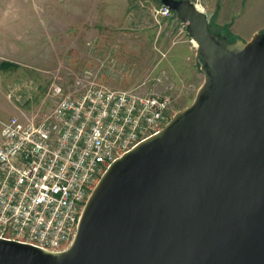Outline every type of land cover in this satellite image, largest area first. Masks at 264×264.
Returning a JSON list of instances; mask_svg holds the SVG:
<instances>
[{
    "label": "water",
    "instance_id": "obj_1",
    "mask_svg": "<svg viewBox=\"0 0 264 264\" xmlns=\"http://www.w3.org/2000/svg\"><path fill=\"white\" fill-rule=\"evenodd\" d=\"M158 1L196 42L193 103L109 166L68 250L0 239V264H264V32L230 41Z\"/></svg>",
    "mask_w": 264,
    "mask_h": 264
},
{
    "label": "rangeland",
    "instance_id": "obj_2",
    "mask_svg": "<svg viewBox=\"0 0 264 264\" xmlns=\"http://www.w3.org/2000/svg\"><path fill=\"white\" fill-rule=\"evenodd\" d=\"M161 6L158 0H0V137L2 122L13 116L49 115L57 104L52 87L73 91L83 76L110 89L167 95L174 114L191 105L205 79L196 45L175 13H157ZM237 20L214 19L213 32L250 40L252 34L236 32Z\"/></svg>",
    "mask_w": 264,
    "mask_h": 264
},
{
    "label": "built area",
    "instance_id": "obj_3",
    "mask_svg": "<svg viewBox=\"0 0 264 264\" xmlns=\"http://www.w3.org/2000/svg\"><path fill=\"white\" fill-rule=\"evenodd\" d=\"M158 14L172 17L162 5ZM53 111L2 122L0 239L60 253L75 238L85 205L117 159L160 133L175 115L171 99L110 89L88 76L73 91L55 84Z\"/></svg>",
    "mask_w": 264,
    "mask_h": 264
},
{
    "label": "crops",
    "instance_id": "obj_4",
    "mask_svg": "<svg viewBox=\"0 0 264 264\" xmlns=\"http://www.w3.org/2000/svg\"><path fill=\"white\" fill-rule=\"evenodd\" d=\"M79 1V0H78ZM86 3V0L82 2ZM91 0H87L89 3ZM203 10L210 23L216 19L220 25L231 24L237 33L252 34L264 30V0H192ZM74 2V0H73ZM75 14L76 12L73 11ZM76 18V15H75ZM187 49V48H186ZM183 48L184 51H187ZM1 138V137H0Z\"/></svg>",
    "mask_w": 264,
    "mask_h": 264
},
{
    "label": "trees",
    "instance_id": "obj_5",
    "mask_svg": "<svg viewBox=\"0 0 264 264\" xmlns=\"http://www.w3.org/2000/svg\"><path fill=\"white\" fill-rule=\"evenodd\" d=\"M176 14V13H175ZM210 25H211V23H210ZM211 30L213 31V29H212V25H211ZM217 34H219L218 32H216ZM237 38H234V39H229L230 41H234V40H236ZM199 59V58H198ZM2 64H4L5 66L6 65H10V66H14L15 64H11V63H7V62H4V63H2ZM201 65H202V63H201Z\"/></svg>",
    "mask_w": 264,
    "mask_h": 264
},
{
    "label": "bare ground",
    "instance_id": "obj_6",
    "mask_svg": "<svg viewBox=\"0 0 264 264\" xmlns=\"http://www.w3.org/2000/svg\"><path fill=\"white\" fill-rule=\"evenodd\" d=\"M192 42H193V44H194V46H195V45H196V42H195V41H193V40H192ZM195 47H196V46H195Z\"/></svg>",
    "mask_w": 264,
    "mask_h": 264
}]
</instances>
